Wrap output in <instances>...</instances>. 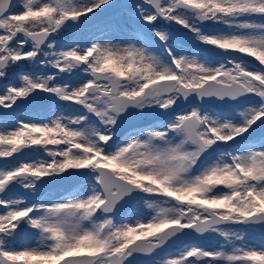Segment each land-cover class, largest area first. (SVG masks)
Wrapping results in <instances>:
<instances>
[{"label": "snow or ice", "instance_id": "snow-or-ice-1", "mask_svg": "<svg viewBox=\"0 0 264 264\" xmlns=\"http://www.w3.org/2000/svg\"><path fill=\"white\" fill-rule=\"evenodd\" d=\"M0 264H264V0H0Z\"/></svg>", "mask_w": 264, "mask_h": 264}, {"label": "rangeland", "instance_id": "rangeland-1", "mask_svg": "<svg viewBox=\"0 0 264 264\" xmlns=\"http://www.w3.org/2000/svg\"><path fill=\"white\" fill-rule=\"evenodd\" d=\"M23 114V113H21ZM63 191L62 187H57V186H51L46 189V193L48 195H54L56 192ZM18 195H26L22 189L18 190L17 192Z\"/></svg>", "mask_w": 264, "mask_h": 264}]
</instances>
